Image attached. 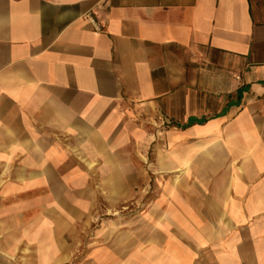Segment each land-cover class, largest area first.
Here are the masks:
<instances>
[{"label": "crops", "instance_id": "1", "mask_svg": "<svg viewBox=\"0 0 264 264\" xmlns=\"http://www.w3.org/2000/svg\"><path fill=\"white\" fill-rule=\"evenodd\" d=\"M0 264H264V0H0Z\"/></svg>", "mask_w": 264, "mask_h": 264}, {"label": "rangeland", "instance_id": "2", "mask_svg": "<svg viewBox=\"0 0 264 264\" xmlns=\"http://www.w3.org/2000/svg\"><path fill=\"white\" fill-rule=\"evenodd\" d=\"M159 143H162L161 140H159ZM152 187H153V186H152L151 184H147L146 186H144L142 192H143V193H145V192H146V193H150L151 190H152Z\"/></svg>", "mask_w": 264, "mask_h": 264}, {"label": "built area", "instance_id": "3", "mask_svg": "<svg viewBox=\"0 0 264 264\" xmlns=\"http://www.w3.org/2000/svg\"><path fill=\"white\" fill-rule=\"evenodd\" d=\"M89 19H90L91 24L94 26V28H95L96 30H100V27H99L98 24L95 22V20L92 19V18H89Z\"/></svg>", "mask_w": 264, "mask_h": 264}]
</instances>
